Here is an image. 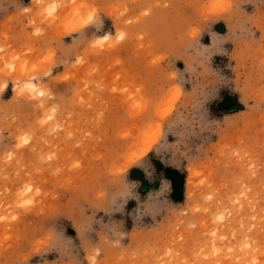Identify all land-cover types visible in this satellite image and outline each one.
<instances>
[{"label": "rangeland", "instance_id": "rangeland-1", "mask_svg": "<svg viewBox=\"0 0 264 264\" xmlns=\"http://www.w3.org/2000/svg\"><path fill=\"white\" fill-rule=\"evenodd\" d=\"M93 260L264 264V0H0V264Z\"/></svg>", "mask_w": 264, "mask_h": 264}, {"label": "flooded vegetation", "instance_id": "flooded-vegetation-1", "mask_svg": "<svg viewBox=\"0 0 264 264\" xmlns=\"http://www.w3.org/2000/svg\"><path fill=\"white\" fill-rule=\"evenodd\" d=\"M169 180L171 182V185H172L174 191L176 192V190H177V182H175V179L172 176L169 177Z\"/></svg>", "mask_w": 264, "mask_h": 264}, {"label": "trees", "instance_id": "trees-1", "mask_svg": "<svg viewBox=\"0 0 264 264\" xmlns=\"http://www.w3.org/2000/svg\"><path fill=\"white\" fill-rule=\"evenodd\" d=\"M171 173H172V175H171V174H170V175L175 179L176 176H177V172L173 171V172H171Z\"/></svg>", "mask_w": 264, "mask_h": 264}, {"label": "clouds", "instance_id": "clouds-1", "mask_svg": "<svg viewBox=\"0 0 264 264\" xmlns=\"http://www.w3.org/2000/svg\"><path fill=\"white\" fill-rule=\"evenodd\" d=\"M92 264H94V260L92 261Z\"/></svg>", "mask_w": 264, "mask_h": 264}]
</instances>
